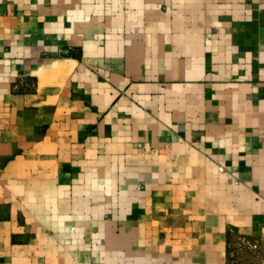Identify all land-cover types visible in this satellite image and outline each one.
<instances>
[{
    "label": "crops",
    "instance_id": "1",
    "mask_svg": "<svg viewBox=\"0 0 264 264\" xmlns=\"http://www.w3.org/2000/svg\"><path fill=\"white\" fill-rule=\"evenodd\" d=\"M0 215V264L264 246V0H0Z\"/></svg>",
    "mask_w": 264,
    "mask_h": 264
},
{
    "label": "rangeland",
    "instance_id": "2",
    "mask_svg": "<svg viewBox=\"0 0 264 264\" xmlns=\"http://www.w3.org/2000/svg\"><path fill=\"white\" fill-rule=\"evenodd\" d=\"M78 48L73 46L71 49L69 47L62 48L59 50V57L70 58L71 56L78 57L80 53H77ZM45 59L51 58L50 55L46 54L42 56ZM26 75V74H25ZM20 73L17 75L11 90L13 93L20 95H29L36 92L38 86L50 87L55 89V87H60L62 78L64 75L59 73H52L49 76H40L38 79L39 84H37V78L28 77ZM125 90L119 92V94H125ZM48 93V92H47ZM51 95H55L56 92H51ZM51 99V98H50ZM6 220L5 216L0 215V222ZM20 221V220H18ZM226 255L224 259L228 260L227 264H261L264 260V246H262V241L257 236H246L237 232V228L229 226L226 228ZM16 241V239H13ZM249 241L253 244H257L256 249H249L246 242ZM3 251V250H1Z\"/></svg>",
    "mask_w": 264,
    "mask_h": 264
},
{
    "label": "built area",
    "instance_id": "3",
    "mask_svg": "<svg viewBox=\"0 0 264 264\" xmlns=\"http://www.w3.org/2000/svg\"><path fill=\"white\" fill-rule=\"evenodd\" d=\"M246 245H247V247H248L249 249H256V248L258 247L257 244H253V243H251V242H249V241L246 242ZM262 262H263V263H261V264H264V260H263Z\"/></svg>",
    "mask_w": 264,
    "mask_h": 264
}]
</instances>
